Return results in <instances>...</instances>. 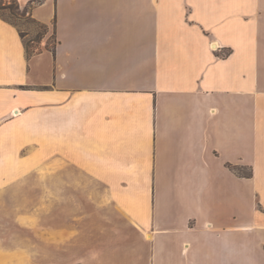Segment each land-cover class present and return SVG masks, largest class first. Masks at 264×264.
Instances as JSON below:
<instances>
[{
  "label": "crops",
  "instance_id": "1",
  "mask_svg": "<svg viewBox=\"0 0 264 264\" xmlns=\"http://www.w3.org/2000/svg\"><path fill=\"white\" fill-rule=\"evenodd\" d=\"M15 1L48 35L0 17V264H264V0Z\"/></svg>",
  "mask_w": 264,
  "mask_h": 264
},
{
  "label": "rangeland",
  "instance_id": "2",
  "mask_svg": "<svg viewBox=\"0 0 264 264\" xmlns=\"http://www.w3.org/2000/svg\"><path fill=\"white\" fill-rule=\"evenodd\" d=\"M0 16L6 19L9 22H12L17 25L20 32H22L24 42L28 44L29 55L36 51L39 47L34 40L38 36V33H41L42 29L39 25L32 22L30 17L28 16V12L21 8L15 0H0ZM48 35V28L44 35L46 37ZM43 37V38H44ZM43 40V39H42ZM41 40V41H42ZM40 41V42H41ZM47 46L52 47L54 44V35L50 34L47 40ZM43 188V204L50 203V180H43L42 182ZM39 197L37 196V199ZM72 203H78L79 206L71 207L72 209L67 211H60L59 219L60 221L71 220L77 221L83 219L84 213H91L90 218H99L98 212H94L93 210L86 209L83 211L82 204L86 203L84 198L81 195L74 197ZM67 203V202H64ZM71 203V202H70ZM48 213H44L43 219L49 220L50 216ZM108 218H119L115 217L113 213H108ZM45 233V231H44ZM95 257L93 255L91 257H87V260L84 259L83 254V244L80 241H72L70 243L60 244L58 253L52 254L50 245H42V252L34 253L28 256V259L25 261H5L4 264H95Z\"/></svg>",
  "mask_w": 264,
  "mask_h": 264
},
{
  "label": "trees",
  "instance_id": "3",
  "mask_svg": "<svg viewBox=\"0 0 264 264\" xmlns=\"http://www.w3.org/2000/svg\"><path fill=\"white\" fill-rule=\"evenodd\" d=\"M24 10L27 11V7H25ZM0 17H2V16H0ZM2 18H3V17H2ZM3 19H4V18H3ZM4 20H6V19H4ZM30 20H31L32 22L36 23L37 25H39L40 28L42 29L41 33H38V36H37L36 39L34 40L37 44H39L40 41L43 39V37H44L46 31H47V27H46V25L41 24V23L35 21V20L32 19V18H30ZM6 21H7V20H6ZM8 22H9V21H8ZM10 23H12V22H10ZM12 24L15 25V26H17V25L14 24V23H12ZM20 36L23 37L22 32H20ZM24 46H25V48H26V52H27V54L29 55V50H28V47H29V46H28V44L24 42Z\"/></svg>",
  "mask_w": 264,
  "mask_h": 264
}]
</instances>
